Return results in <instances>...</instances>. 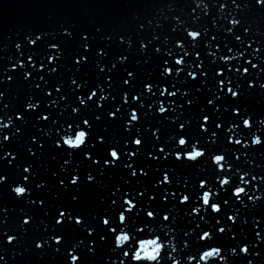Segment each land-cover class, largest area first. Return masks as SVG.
Here are the masks:
<instances>
[{
  "label": "snow or ice",
  "instance_id": "snow-or-ice-1",
  "mask_svg": "<svg viewBox=\"0 0 264 264\" xmlns=\"http://www.w3.org/2000/svg\"><path fill=\"white\" fill-rule=\"evenodd\" d=\"M256 2L264 7V0ZM240 23L233 20L226 32ZM59 31V40H47L48 32L25 33L13 45L15 57L0 67V85L39 81L14 119L0 110V165L7 166L0 168V223H8L16 207L22 226L38 218L25 208L50 218L56 247H48L63 264H184L172 255L178 247L187 249V264H253L249 257L261 256L255 250L264 244V215L250 212L249 201L264 196L250 189L261 190L264 174L249 173L242 163L253 148L264 149V117L250 114L241 100L245 87L264 88L250 71L264 73V49L247 43L246 52L245 44L217 42L202 58L197 45L209 48L207 31L185 27L166 51L152 40L140 42L133 66L131 44L112 53L111 36L106 46L94 47L96 37H77L74 26ZM6 91L0 90V101ZM45 159L57 167L45 168ZM5 197L14 206L3 203ZM90 198L98 210L85 214ZM73 233L79 234L71 236L75 244L64 247ZM3 236L8 245L18 239ZM147 240L159 245L155 258L142 255Z\"/></svg>",
  "mask_w": 264,
  "mask_h": 264
},
{
  "label": "clouds",
  "instance_id": "clouds-1",
  "mask_svg": "<svg viewBox=\"0 0 264 264\" xmlns=\"http://www.w3.org/2000/svg\"><path fill=\"white\" fill-rule=\"evenodd\" d=\"M82 139H83L82 136H78L75 142L80 143ZM121 239H123V237ZM159 251H160L159 245H157L153 240L144 241L141 245V252L142 255L145 257L155 258V256L159 253Z\"/></svg>",
  "mask_w": 264,
  "mask_h": 264
},
{
  "label": "water",
  "instance_id": "water-1",
  "mask_svg": "<svg viewBox=\"0 0 264 264\" xmlns=\"http://www.w3.org/2000/svg\"><path fill=\"white\" fill-rule=\"evenodd\" d=\"M253 160L254 161L257 160V163L263 167V169L261 166H259V167H261V169H257L256 167H255V169L264 174V150H261L258 154L255 153L253 156Z\"/></svg>",
  "mask_w": 264,
  "mask_h": 264
}]
</instances>
